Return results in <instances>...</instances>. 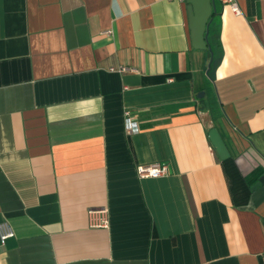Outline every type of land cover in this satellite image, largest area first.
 Listing matches in <instances>:
<instances>
[{"label":"crops","instance_id":"0c3cea01","mask_svg":"<svg viewBox=\"0 0 264 264\" xmlns=\"http://www.w3.org/2000/svg\"><path fill=\"white\" fill-rule=\"evenodd\" d=\"M236 2L208 58L184 0H0V264H264V184L235 205L208 139L264 177V0Z\"/></svg>","mask_w":264,"mask_h":264},{"label":"water","instance_id":"95a60500","mask_svg":"<svg viewBox=\"0 0 264 264\" xmlns=\"http://www.w3.org/2000/svg\"><path fill=\"white\" fill-rule=\"evenodd\" d=\"M186 5V13L188 18L191 47L198 51H208L207 57L210 58L211 53L207 42L208 25L214 12L213 0H184ZM198 98L203 97L201 92ZM208 139L219 160L225 161L229 159L230 154L226 145L216 128L208 131ZM264 184V177L254 184L250 191H255Z\"/></svg>","mask_w":264,"mask_h":264},{"label":"built area","instance_id":"2783aa9c","mask_svg":"<svg viewBox=\"0 0 264 264\" xmlns=\"http://www.w3.org/2000/svg\"><path fill=\"white\" fill-rule=\"evenodd\" d=\"M183 1V0H181ZM221 2L229 7L231 12L235 15H240V9L237 5L236 0H221ZM111 31H106L105 34L111 35ZM116 71L122 72H132L134 69L121 67ZM130 113L125 112L124 116V127L128 134H133L137 132L136 123H134L130 118ZM136 174L140 179H155L164 177L168 174V165L165 162L151 163V164H140L136 166ZM89 225L92 228H107L109 225L107 210H89L88 212ZM14 233L11 227L7 223H0V243L5 244V241L12 238Z\"/></svg>","mask_w":264,"mask_h":264},{"label":"trees","instance_id":"16d2710c","mask_svg":"<svg viewBox=\"0 0 264 264\" xmlns=\"http://www.w3.org/2000/svg\"><path fill=\"white\" fill-rule=\"evenodd\" d=\"M200 100H203V98H201ZM213 108L212 113L213 115H215L216 113H218L216 105ZM221 165L229 181V188L233 203L235 205L244 204L247 201L248 196L250 195V188L255 183V181L247 177H243L239 173L234 160L231 157H229V159L225 161H222Z\"/></svg>","mask_w":264,"mask_h":264}]
</instances>
